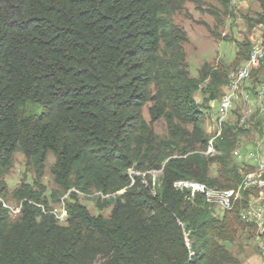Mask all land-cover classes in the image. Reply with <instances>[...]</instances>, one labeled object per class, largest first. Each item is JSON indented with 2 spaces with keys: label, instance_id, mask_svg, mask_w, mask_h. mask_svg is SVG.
<instances>
[{
  "label": "trees",
  "instance_id": "obj_1",
  "mask_svg": "<svg viewBox=\"0 0 264 264\" xmlns=\"http://www.w3.org/2000/svg\"><path fill=\"white\" fill-rule=\"evenodd\" d=\"M187 1L203 5L0 0V199L16 153L34 174L10 194L20 201L15 220L0 202V264H240L218 244L232 238L231 221L216 218L204 198V187L231 189L242 179L230 165L235 135L225 123L214 143L219 155L203 154L210 139L203 106L220 99L227 71L203 63L190 76L187 34L173 20ZM216 1L227 8L229 0ZM249 52L238 44L236 59L245 62ZM161 120L164 138L153 127ZM48 154L55 191L47 197ZM161 169L153 191L144 174ZM70 190L124 192L96 201L99 210L111 206L107 218L91 215L71 192L60 224L47 213L48 198L55 203ZM245 205L225 212L255 228L239 219Z\"/></svg>",
  "mask_w": 264,
  "mask_h": 264
},
{
  "label": "rangeland",
  "instance_id": "obj_2",
  "mask_svg": "<svg viewBox=\"0 0 264 264\" xmlns=\"http://www.w3.org/2000/svg\"><path fill=\"white\" fill-rule=\"evenodd\" d=\"M173 20L187 34L188 42L183 47L190 76H196L197 68H200L203 63L222 66L228 74L243 62L236 59L238 44H248L251 51L255 43L264 37V0H229L226 9L216 0H203L200 9H197L194 3L187 1L184 10L176 13ZM242 50H245V48H242ZM261 88H264V63L259 69L252 72L250 78L244 84L242 92H240L243 94H238L227 117L222 121L221 129L225 123L233 129L235 135V144L229 161L230 165H234L239 169L240 178L254 170L253 164L244 156L247 151L258 145V152L264 159V94L262 95L261 108L258 105V99H256ZM202 98V92L198 91L195 94V99L201 103ZM203 111L205 113L204 123L207 122L209 126V132L207 133L209 137H212L219 132L216 120L217 111L215 108L209 109L207 105L203 106ZM143 116L148 122L149 117L146 109L143 110ZM153 127L159 137L164 138L166 136V127L162 120L154 123ZM207 157L214 158L216 156L207 155ZM53 161V156L48 154L41 181L42 186L45 188L44 195L47 197L55 191L49 172ZM161 171L162 169L144 174L150 177L153 191L158 186L157 181ZM217 171L218 163L213 162L209 168L210 177L216 178ZM128 174L131 176L133 172L130 170ZM33 178L32 170L25 166L23 155L16 153L13 165L4 178L9 194L6 199H0L8 212H12L13 208H20V201H15L10 196L11 192L19 187L21 183L32 184ZM216 188L221 189L223 187L220 185L213 189ZM68 192L70 197V193L73 191ZM73 193H76L80 203L86 206L91 215H102L105 218L109 216L111 206H104L102 210H99L96 206V201L109 200V198H106L109 196H103L102 194L83 196L76 191ZM256 195L264 196V188L245 195L244 203L247 204L250 197ZM60 198L55 203L48 198L49 209L55 214L62 211L63 205L60 203ZM211 208L216 218L222 219L223 216H226L231 221L234 231L229 241H218V244L223 246L240 264H264V252L261 247L264 244V232L257 228L239 224L237 218L226 213L225 210L215 206H211ZM17 217L18 214H13L9 219L15 220Z\"/></svg>",
  "mask_w": 264,
  "mask_h": 264
},
{
  "label": "bare ground",
  "instance_id": "obj_3",
  "mask_svg": "<svg viewBox=\"0 0 264 264\" xmlns=\"http://www.w3.org/2000/svg\"><path fill=\"white\" fill-rule=\"evenodd\" d=\"M262 44H264V37L255 43V46L249 52L247 60L227 74V84L225 86V92L223 94H229L233 92V94L236 95V99H237L238 94L242 92L241 90L244 84L248 81L251 72L254 70L256 71V69L260 68L261 62L264 59V45ZM258 49H260V53L256 54V65H255V53ZM263 94H264V88H261L257 93L258 98L256 97V99H258V105L260 108H261V100ZM233 103L234 101H229L226 104L225 109L221 113L217 111L216 120L219 126V132H217L212 137H210L208 142L209 143L208 148L205 151H203V154L205 156L219 155V152L214 148V143L216 139H218V137L221 135L222 132L221 127L223 124L222 121L227 117L229 111L232 108ZM258 149L259 148L257 145L251 150V153L250 151H247L244 154L246 159H248L249 161L251 160L253 162L254 170L246 173L242 177L240 183L235 188L213 189L210 187H204V198L208 204L216 206L225 211H231L236 205L241 204L245 195L254 193L255 191H259L262 188H264V184L257 185V179H259V176L261 175L262 172V163L259 162L261 160V155L258 152ZM184 183L192 184L191 181H177L173 184V186L179 187ZM70 191L75 192L74 190H70ZM121 192L117 193L114 196H110L109 199L115 198ZM68 197H69V192L64 194L60 198V203L63 205L61 213H63V215H65L66 217H67V210L65 208V202ZM263 199H264L263 195L251 196L250 199L247 201L245 207L241 209L238 215L240 220L253 224L255 228L259 229L262 232H264V214H261V209H264ZM47 213L51 214L57 220L58 223L60 224L64 223L59 219L61 213L55 214V212H53L52 210L48 211ZM263 239H264V234H263ZM261 247L264 252V244H262Z\"/></svg>",
  "mask_w": 264,
  "mask_h": 264
},
{
  "label": "built area",
  "instance_id": "obj_4",
  "mask_svg": "<svg viewBox=\"0 0 264 264\" xmlns=\"http://www.w3.org/2000/svg\"><path fill=\"white\" fill-rule=\"evenodd\" d=\"M262 45H264V44H262ZM259 53H260V49H258L255 53V65H256V54H259ZM235 100H236V95L233 94V92H231L229 94H222L221 98L219 99L216 111H219V113H221L225 109L226 104L229 101H235ZM249 151L251 153V150H249ZM259 162L262 163V172H261V175L259 176V179H257V185L258 184H264V159L262 158V156H261V160ZM250 163L253 164V162L251 160H250ZM133 176H135L134 170H133ZM40 208H41L42 212L44 213L43 207L41 205H40ZM20 212H21V208H13L12 212H7V213H8V216L11 217V215L20 214ZM261 214H264V209H261ZM59 219L61 221H63L64 223L67 221V218L65 215H63V213H61V215L59 216Z\"/></svg>",
  "mask_w": 264,
  "mask_h": 264
},
{
  "label": "crops",
  "instance_id": "obj_5",
  "mask_svg": "<svg viewBox=\"0 0 264 264\" xmlns=\"http://www.w3.org/2000/svg\"><path fill=\"white\" fill-rule=\"evenodd\" d=\"M198 70H199V68H197ZM198 73V72H197ZM196 76H197V74H196ZM196 76H194V77H196ZM192 77V76H191ZM222 91H223V93L225 92V87L222 89ZM196 100V99H195ZM196 102H198V103H200L199 101H197L196 100ZM218 102H219V100H216V101H213V102H209L208 104H207V107H209V109H213V108H217V105H218ZM211 117H212V115H211ZM210 117V118H211ZM204 127H205V130H206V132H209V126L207 125V122H206V124L204 123Z\"/></svg>",
  "mask_w": 264,
  "mask_h": 264
}]
</instances>
